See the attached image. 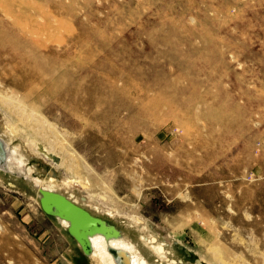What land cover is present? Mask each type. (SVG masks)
<instances>
[{
	"label": "rangeland",
	"instance_id": "obj_1",
	"mask_svg": "<svg viewBox=\"0 0 264 264\" xmlns=\"http://www.w3.org/2000/svg\"><path fill=\"white\" fill-rule=\"evenodd\" d=\"M0 134L175 264H264V0H0ZM0 264H91L1 170Z\"/></svg>",
	"mask_w": 264,
	"mask_h": 264
},
{
	"label": "bare ground",
	"instance_id": "obj_2",
	"mask_svg": "<svg viewBox=\"0 0 264 264\" xmlns=\"http://www.w3.org/2000/svg\"><path fill=\"white\" fill-rule=\"evenodd\" d=\"M27 115H33V119L37 123L41 122L39 116L34 112L32 113L29 111ZM0 140L4 144L3 152H0V170L24 177L36 191L40 207L42 191L56 192L73 202V204L84 208L92 216L100 218L106 222V224L112 225L113 228L118 231L116 236H106L105 232H96L88 235L91 249L89 253H85L75 236L71 234L69 230L71 226L70 218L55 216L64 229L67 230V233L82 249L83 253L90 259L91 264H121L120 260L122 257L119 255L120 253L128 258L129 264H161L166 262V264H175V260H171L168 257V250L164 248L162 243L157 244L154 242V236L147 235L143 232L141 233L140 239L134 241L127 236V233L124 232L123 229L119 228L120 226H116L114 223L109 222L108 219L114 220L115 222L118 221L122 214H119L116 209L107 206L104 202V199H106L105 195L88 192L89 186L84 178L74 173L73 170L68 169L66 160H62V158L55 153H47L46 150H41L38 146L36 134H27L23 145H14L10 137H4L2 134H0ZM43 152L45 154H43ZM31 155L42 157L44 162L54 167L55 170H59V174H57V176L42 177L37 171V167L29 163ZM35 173L36 175H34ZM41 209L46 215H51L45 212L42 207ZM132 220V222L144 228V225H142L144 224L143 220L140 217H132ZM141 239L146 242V247L144 246L145 244L143 245V243L139 241ZM148 253L153 257V261H149L147 257V255H149Z\"/></svg>",
	"mask_w": 264,
	"mask_h": 264
},
{
	"label": "water",
	"instance_id": "obj_3",
	"mask_svg": "<svg viewBox=\"0 0 264 264\" xmlns=\"http://www.w3.org/2000/svg\"><path fill=\"white\" fill-rule=\"evenodd\" d=\"M3 145L0 140V152H3ZM43 154L45 153L43 152ZM40 203L43 210L48 214L70 218L71 226L69 230L85 253H89L91 249L88 235L96 232H105L106 236H116L118 234V231L112 225L106 224L100 218L92 216L84 208L73 204V202L56 192L42 191ZM119 255L122 257L120 260L121 264H129V260L124 254L120 253ZM196 263L201 264L198 260H196Z\"/></svg>",
	"mask_w": 264,
	"mask_h": 264
}]
</instances>
